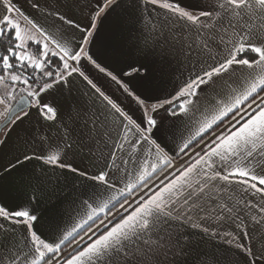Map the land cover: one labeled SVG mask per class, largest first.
<instances>
[{
    "label": "snow or ice",
    "instance_id": "obj_1",
    "mask_svg": "<svg viewBox=\"0 0 264 264\" xmlns=\"http://www.w3.org/2000/svg\"><path fill=\"white\" fill-rule=\"evenodd\" d=\"M24 6L35 16L0 0V155L10 156L0 179L31 164L30 179L71 185L73 212L45 236L40 189L9 207L0 187V264H264V0H136L143 47L181 69L156 103L90 52L118 0ZM85 62L135 101L140 122ZM133 72L146 77L147 67L123 75ZM74 77L102 101L99 114L73 106L62 115L45 100ZM161 110L185 121L172 152L158 142Z\"/></svg>",
    "mask_w": 264,
    "mask_h": 264
},
{
    "label": "crops",
    "instance_id": "obj_2",
    "mask_svg": "<svg viewBox=\"0 0 264 264\" xmlns=\"http://www.w3.org/2000/svg\"><path fill=\"white\" fill-rule=\"evenodd\" d=\"M181 2L190 3L191 0H181ZM20 4L28 15L35 16L30 7L24 6V0H20ZM118 4L119 6L114 7L99 24L94 42L90 46V52L99 63L127 82L147 103H156L158 99H163L173 93L174 88L179 84L178 75L181 69L175 60L168 57L162 58L159 51L143 47L142 41L147 30L139 22L140 10L136 8V0H118ZM81 8H83V2ZM148 11L154 16L157 15L151 6H148ZM73 12L77 18L83 19L79 9H73ZM144 15L147 17V12ZM172 35V32L168 33L169 37ZM142 65L147 67L146 77L143 72L139 75L134 72L131 76L123 75L124 72L132 71L133 67ZM84 71L130 116L138 122L142 120V110L119 85L97 72L86 62ZM45 100L59 105L63 109L62 115L73 106L89 113L95 111L99 114L103 110L102 101L96 98L79 78L75 77L72 78L70 90L65 89L62 92L53 93L46 96ZM157 119L163 129L161 133H157L158 142L166 151L172 152L176 143H179L181 135L184 134V118L173 120L161 110ZM35 125L36 117L33 114L30 124L26 127H35ZM113 134H115L114 131ZM174 139L176 143L173 142ZM13 142H15V134H13ZM9 158L7 153L0 155V166L6 164ZM32 173L33 169L30 164L13 175L0 179V187L5 192L3 202L9 207H15L26 201L34 189H40L37 193L39 196L38 214L41 216L38 230L43 235L49 236L58 227L69 222L70 214L73 212L71 202L74 198L71 185L65 187L61 183L59 188H52L50 187L51 182L43 177L30 179ZM190 260H195V254Z\"/></svg>",
    "mask_w": 264,
    "mask_h": 264
},
{
    "label": "rangeland",
    "instance_id": "obj_3",
    "mask_svg": "<svg viewBox=\"0 0 264 264\" xmlns=\"http://www.w3.org/2000/svg\"><path fill=\"white\" fill-rule=\"evenodd\" d=\"M12 103H14V102H12Z\"/></svg>",
    "mask_w": 264,
    "mask_h": 264
}]
</instances>
